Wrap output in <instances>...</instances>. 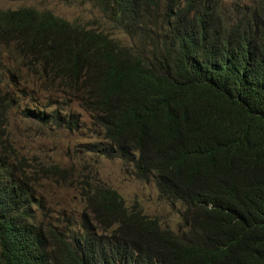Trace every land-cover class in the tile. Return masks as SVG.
Segmentation results:
<instances>
[{"label": "trees", "instance_id": "obj_1", "mask_svg": "<svg viewBox=\"0 0 264 264\" xmlns=\"http://www.w3.org/2000/svg\"><path fill=\"white\" fill-rule=\"evenodd\" d=\"M90 1L137 46L47 11L3 10L0 62L12 54L19 69L0 75L17 85L21 69L71 96L102 134L92 152L183 205L185 230L107 187L81 188L78 219L43 224L36 190L60 171L20 155L1 116L0 264H264V0ZM20 114L76 127L56 107Z\"/></svg>", "mask_w": 264, "mask_h": 264}, {"label": "rangeland", "instance_id": "obj_2", "mask_svg": "<svg viewBox=\"0 0 264 264\" xmlns=\"http://www.w3.org/2000/svg\"><path fill=\"white\" fill-rule=\"evenodd\" d=\"M19 8L47 11L70 24L101 32L119 45L137 46L136 39L116 28L90 0H0V11ZM1 57L0 74L5 67L18 73L12 54L3 53ZM20 74L22 80L17 85L0 75V117L3 116L12 147L20 155L60 171L59 176L40 180L36 190L43 207L42 215L37 216L43 224L56 227L65 220L78 219L86 213L81 188L107 187L120 196L126 208L156 219L162 229L175 234L185 230L181 218L183 205L161 197L153 183L137 180L131 165L92 152V145L104 142L102 134L92 117L71 96H61L59 90L54 93L50 87L44 90L45 84L25 75L21 69ZM55 107L62 116L71 115L74 129L67 130L63 125L57 128L20 114L23 108L47 113Z\"/></svg>", "mask_w": 264, "mask_h": 264}]
</instances>
